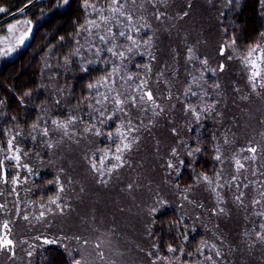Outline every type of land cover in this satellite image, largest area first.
Returning <instances> with one entry per match:
<instances>
[{
	"label": "rangeland",
	"instance_id": "374dc122",
	"mask_svg": "<svg viewBox=\"0 0 264 264\" xmlns=\"http://www.w3.org/2000/svg\"><path fill=\"white\" fill-rule=\"evenodd\" d=\"M233 1L84 3L76 52L46 65L107 75L88 108H72V87L66 94L58 85L63 93L53 97L66 116L52 112L27 135L2 134L0 241L12 244H0V264H37L51 248L70 264H264V44L249 58L226 40ZM35 27L24 15L0 28V65ZM207 129L219 159L212 174L184 180L202 150L190 136ZM43 173L54 179L46 201L36 186ZM167 218L173 237L161 234Z\"/></svg>",
	"mask_w": 264,
	"mask_h": 264
},
{
	"label": "trees",
	"instance_id": "16d2710c",
	"mask_svg": "<svg viewBox=\"0 0 264 264\" xmlns=\"http://www.w3.org/2000/svg\"><path fill=\"white\" fill-rule=\"evenodd\" d=\"M32 1L0 0V8L5 9L4 12H0V20ZM112 1L70 0L67 7L60 8L55 6L57 1L53 0L36 4L28 11L25 16L29 15L36 26L31 40L14 59L0 65V90L4 103L0 108V140L2 134L8 132L11 135L19 132L29 134L34 125L36 127L41 124L52 112H58L60 117L66 116V113L60 110L63 104L61 102L58 104L53 97L55 94L63 93L61 88L68 94L69 88L72 87L71 94L67 97L72 108L83 106L88 108L93 104L96 87L107 75L104 69L100 67L83 69L75 64L70 75L64 68L56 70L54 66L48 67L46 61L51 63L56 60L63 63L71 59L76 52L80 33L87 21L84 3L103 5ZM233 3L223 23L226 40L235 43L239 52L245 54L251 48L264 44V4L262 0H234ZM48 56L51 57L49 60ZM49 68L54 70L50 71ZM58 85L61 86V90L58 89ZM56 90H60L59 93H56ZM206 134L200 137L195 131L190 136L191 148L198 147L202 150L199 156L194 158V164L188 165L184 170V180L188 174L195 177L196 173L210 175L213 172L216 163V141L209 129L206 130ZM6 138L8 139L7 135ZM194 177L185 184L193 186ZM184 180L181 179L180 182L183 183ZM53 181L51 174L43 173L36 184L38 188L44 190L41 195L44 201L49 200L48 187L52 186L51 183L54 185ZM39 196L37 195L36 198ZM171 214L174 215L173 212ZM171 214L168 213L165 218L173 217ZM165 221L167 223L163 226L161 234L173 237L177 234V229L171 225L172 222L168 218ZM159 226L156 233L161 229ZM37 264H70V262L62 250L51 248L38 258Z\"/></svg>",
	"mask_w": 264,
	"mask_h": 264
},
{
	"label": "snow or ice",
	"instance_id": "6c2138e0",
	"mask_svg": "<svg viewBox=\"0 0 264 264\" xmlns=\"http://www.w3.org/2000/svg\"><path fill=\"white\" fill-rule=\"evenodd\" d=\"M113 3H120V0H113ZM5 11V9L4 8H0V12H4ZM185 15H187V13H185ZM13 27H15V26H13ZM10 31H11V28H10ZM29 31H30V29H29ZM120 35H124V33L123 32H121L120 33ZM23 39H24V37H21V42L23 41ZM100 39L101 40H103L104 39V37L102 36V37H100ZM128 39L129 40H131L132 41V43L133 44H136V41L131 37V36H129L128 37ZM129 50H131V49H129ZM9 51H11V49H9ZM109 51H111V49H109ZM256 51V49L254 48V49H251L249 52H248V57L249 58H251L252 57V55H253V53ZM121 56H123V53L121 52V53H119ZM205 63H206V61H205ZM223 66H221V68H222ZM251 67L255 70V71H253V73H252V75H253V77L255 78V77H259L260 76V66L255 62V61H251ZM89 87H92V85H89ZM145 95L147 96V98H148V100L149 101H151L152 99H153V97H152V94L149 92V93H145ZM117 104H120V103H122V101H120L119 99H117ZM53 123H56L55 121L53 122ZM60 127H66L65 125H63V124H61V125H59ZM34 127H35V125H34ZM47 134V132H45V135ZM97 135H99V132H97ZM124 147L125 148H128L129 147V145H124ZM9 149L11 150V141H9ZM121 149H117V151H120ZM199 149H197V151H198ZM249 151H251V152H255V149L253 148V149H249ZM17 160H19V157H15ZM217 159H219V156H217L216 157ZM116 159L117 160H119L120 159V157L119 156H117L116 157ZM237 163H239V162H237ZM171 166V165H170ZM205 179H207L206 177H205ZM52 203H55V201H52ZM5 227H7L6 225H5ZM45 243H48V241H45ZM0 244H2V246L4 247V248H7V247H9L11 244H12V242L10 241V240H4V241H0ZM170 252L171 251H175V249H173V248H169L168 249ZM76 264H79V261H77L76 262Z\"/></svg>",
	"mask_w": 264,
	"mask_h": 264
},
{
	"label": "water",
	"instance_id": "95a60500",
	"mask_svg": "<svg viewBox=\"0 0 264 264\" xmlns=\"http://www.w3.org/2000/svg\"><path fill=\"white\" fill-rule=\"evenodd\" d=\"M47 1H50V0H34L30 3H28L27 5H25L23 8H21L20 10L6 16L4 19H2L0 21V28L2 26H4L5 24H7L8 22L14 20V19H17V18H20L24 15H26L28 13V11L35 5V4H38L40 2H47Z\"/></svg>",
	"mask_w": 264,
	"mask_h": 264
}]
</instances>
